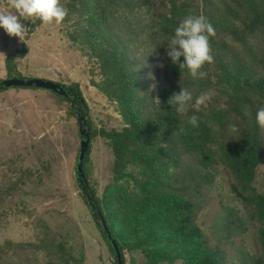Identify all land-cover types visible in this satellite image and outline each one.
I'll return each mask as SVG.
<instances>
[{"label":"trees","instance_id":"obj_1","mask_svg":"<svg viewBox=\"0 0 264 264\" xmlns=\"http://www.w3.org/2000/svg\"><path fill=\"white\" fill-rule=\"evenodd\" d=\"M74 1L82 4L86 17L70 39L85 56L97 62L103 81L91 83L117 105L125 123L122 131L100 132L114 154L116 185L126 176L127 167L135 162L153 173L157 171L156 180L141 187L139 194L109 187L100 200L89 182L91 142L96 133L86 119L91 142L83 171L88 184L77 180L93 219L115 257L114 264H118L115 250L98 210L103 212L120 246L124 264L126 252L132 250L143 251L146 264H174L180 260L183 264H226L221 245L245 235L246 220L237 210L225 207L224 216L217 222L218 242L213 246L197 220L203 208L202 192L214 183L213 172L219 162L231 171L235 181L232 190L250 207V219L255 222L264 219V196L254 194L251 189L264 148L263 128L256 122L257 110L264 107V0H223L221 5L214 0H200L203 16L215 30V35L210 37L214 59L202 69L207 76L194 79L193 89L190 85L187 89L192 90L194 98L200 94H213V97L208 107L203 105L199 112L189 109L184 116L167 103L180 89L173 85L168 71L163 73L161 91L155 94L141 82L144 71L137 68L136 59L139 55L141 62L158 61L160 36L166 39L176 25L162 13H155L151 24L146 25V18L154 9L151 0ZM41 25L35 19L28 26V33ZM22 54L16 51L6 58L8 77L18 74L15 60ZM62 87L70 92L69 102L73 110L77 109L76 115L85 118L88 107L79 85ZM222 100L225 108H219ZM193 115L199 118L198 129L188 123ZM231 125H236L238 132L231 133ZM151 153L153 157L148 155ZM76 164L77 176L79 156ZM169 167L174 168L171 174L167 173ZM261 236L260 257L238 247L232 264H264V231Z\"/></svg>","mask_w":264,"mask_h":264},{"label":"rangeland","instance_id":"obj_2","mask_svg":"<svg viewBox=\"0 0 264 264\" xmlns=\"http://www.w3.org/2000/svg\"><path fill=\"white\" fill-rule=\"evenodd\" d=\"M151 1L154 9L146 18V25L151 24L155 13H162L175 27L178 20L181 22L188 15L203 16L200 0ZM224 1L214 0L218 5ZM61 3L68 10L61 24H42L31 34L27 30L22 41L0 29V79L19 76L23 80H44L67 87L79 85L88 107L85 119L96 133L88 164L90 186L100 200L109 187L137 195L146 183L156 180L157 171L153 173L135 162L127 167L126 176L116 185L114 154L100 132L122 131L125 123L117 105L91 83L103 81L97 62L85 56L70 39L86 17L82 4L74 0ZM10 4L11 0H0V13L13 11ZM34 21H25L26 28ZM160 43V46L165 43L161 36ZM16 51L23 54L15 60L18 74L10 78L5 60ZM156 53L159 60L155 63L150 59L141 62L139 55L136 58L137 68L144 71L140 80L145 86L159 94L167 70L173 85L180 88L176 94L188 85L193 89L194 79L171 63L163 46ZM207 96L204 107L212 102L213 94ZM219 103V108H225L223 100ZM76 110L69 101L48 90L13 88L0 93V264H114L115 257L93 219L76 176L81 147ZM216 165L214 183L202 192L203 208L197 225L213 246L218 242L217 222L224 216L225 207L237 210L246 220L248 232L221 245L226 264H232L238 247L260 257L264 219L257 222L250 219V207L232 190L235 181L231 171L220 162ZM173 172L174 168L169 167L167 173ZM251 189L254 194L264 196V148ZM146 262L143 251L126 252V264Z\"/></svg>","mask_w":264,"mask_h":264},{"label":"clouds","instance_id":"obj_3","mask_svg":"<svg viewBox=\"0 0 264 264\" xmlns=\"http://www.w3.org/2000/svg\"><path fill=\"white\" fill-rule=\"evenodd\" d=\"M10 7L13 11L0 13V29L9 37H17L21 41L28 30L25 21L36 19L43 25H59L68 15V10L61 0H11ZM214 35L213 25L204 16L188 15L174 29L173 34L166 37L165 43L161 46L165 48L167 58L180 71L186 70L192 79H203L207 73L202 69L214 59L210 46V37ZM207 100V94H200L194 98L187 88H181V91L178 94L174 93L167 103L178 115L184 116L189 109L199 112ZM158 107L161 110L160 102ZM256 122L260 128H264V107L257 110ZM188 123L193 129L200 127L196 115L191 116ZM230 131L238 132L237 126L231 125Z\"/></svg>","mask_w":264,"mask_h":264},{"label":"water","instance_id":"obj_4","mask_svg":"<svg viewBox=\"0 0 264 264\" xmlns=\"http://www.w3.org/2000/svg\"><path fill=\"white\" fill-rule=\"evenodd\" d=\"M36 87L38 89L48 90L53 93H55L58 96H61L65 98L67 101H70V92L62 87V85L52 83L50 81H44V80H23V79H8L4 80L0 83V93L4 90L13 89V88H33ZM78 123L80 126V135L83 137L81 140V147H80V153H79V165L77 167V179L82 181L83 185H87L88 181L86 179V176L83 171V164L85 157L87 155L89 146H90V138L87 132L86 127V119L84 117H78ZM98 215L101 219V222L103 224L104 231L107 233L108 240L111 242L118 264H124L122 253L119 244L117 241L113 238L108 225L106 223V220L104 218L103 212L98 210Z\"/></svg>","mask_w":264,"mask_h":264}]
</instances>
